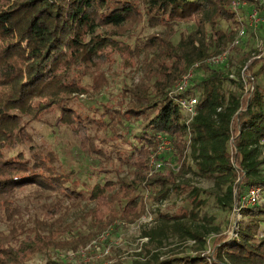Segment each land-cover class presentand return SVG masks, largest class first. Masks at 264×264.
I'll use <instances>...</instances> for the list:
<instances>
[{"label": "trees", "instance_id": "16d2710c", "mask_svg": "<svg viewBox=\"0 0 264 264\" xmlns=\"http://www.w3.org/2000/svg\"><path fill=\"white\" fill-rule=\"evenodd\" d=\"M234 1L0 0V264H82L68 253L78 259L110 226L136 224L144 192L154 202L188 193V209L158 212L142 232L143 259L109 264H264V200L242 203L250 188L264 190V50L250 59L252 51L231 45L245 25ZM249 3L264 17V6ZM189 23L216 47L212 54L195 35L171 41L173 28ZM141 24L165 34L130 41ZM222 54L223 64L208 63ZM112 57L140 59L144 76L121 89L117 105L86 113L78 103L108 86ZM193 97L187 122L175 100ZM135 122L142 131L128 139ZM33 124L68 132L90 174L38 147ZM159 137L168 151L159 150ZM187 175L212 188L192 187ZM201 194L226 213L238 210L230 235L219 236L206 216L188 221L207 203ZM171 237L192 242V251L149 250Z\"/></svg>", "mask_w": 264, "mask_h": 264}, {"label": "rangeland", "instance_id": "374dc122", "mask_svg": "<svg viewBox=\"0 0 264 264\" xmlns=\"http://www.w3.org/2000/svg\"><path fill=\"white\" fill-rule=\"evenodd\" d=\"M250 1L255 0H235L234 4L232 2V11H235L238 16H241L242 21L245 24L243 26L245 36L238 40V44H234L233 42L231 45L235 50L242 54H248L252 51L250 59H259L261 54L258 55V53L264 50V25H260L257 28L249 26V12L254 7L253 4L249 3ZM236 3L238 5H235ZM259 17L264 19V17ZM196 31L197 26L194 23L176 25L172 31L171 41L176 44L180 40L181 36L188 38L190 35H195L198 40L197 43L200 44L205 42L207 45V53L212 54L216 50V47L213 44L209 45V42H207V40H203L201 35H198ZM164 34L165 30L163 29H151L145 24H141L131 35L130 41L147 35L163 36ZM235 37V40L233 39L234 41L237 40V37ZM227 47L228 46H226V48ZM257 49L258 52H253ZM109 64L110 66L104 69L106 72L108 86L98 95L94 97H83L81 102L78 103V106L86 113L100 111V104L105 102L115 103L117 105L118 100H120L121 89L124 86H133L138 84L144 76L140 59H129L124 61L118 57H112ZM30 131L33 133L35 143L38 147L45 150V152L51 151L53 154L60 157L64 166H69L72 169L80 171L83 177H87L90 174V171L93 168L90 159L85 158V156L83 157L77 143L70 137L68 132H53L43 124L31 125ZM141 131V124H139V122H135L129 129L130 136H128V139L132 138V135L138 134ZM262 171L264 174V165L262 167ZM186 177L192 178V187L199 188L200 190H208L212 188V182L209 180L193 177L192 175H187ZM258 190L257 201L260 203L264 200V190ZM187 194L188 193H185L181 196L172 195L169 200H165L164 202H154L149 198V196H147V192H144L146 210L142 218L136 224H114L110 226L107 231L99 236L98 240L92 241L91 244L87 246V251L80 255L78 259H75L74 257L76 256L72 253H68L67 259L73 262H81L82 264H109L116 260H120L124 263H130L131 261L143 259L145 250L142 248V245L146 242V238H142L143 230L154 227L158 221V212L172 215L179 213L180 211H187L189 206L188 200L186 199ZM207 197L208 196L206 194H201V198L205 199L207 203L205 207L197 211L194 216L192 215L188 221L192 225L199 224L201 223V218L206 216L210 219L209 227L217 228L219 236L224 234L230 235L235 218L237 219L235 212L231 211V213H226L222 211L217 207L212 198ZM46 203L49 204V202ZM33 212L34 210L31 209L30 213L25 214L24 220L30 219L31 215L34 214ZM38 216L41 217L42 215L38 213ZM0 228L3 227L0 226ZM211 238L212 236L209 237V240ZM193 247L194 245L192 242H182L177 237H171L164 240L160 247L151 245L149 250L152 253L165 257L171 256L173 253H189L192 251ZM35 261L37 263L41 262L40 258Z\"/></svg>", "mask_w": 264, "mask_h": 264}, {"label": "built area", "instance_id": "2783aa9c", "mask_svg": "<svg viewBox=\"0 0 264 264\" xmlns=\"http://www.w3.org/2000/svg\"><path fill=\"white\" fill-rule=\"evenodd\" d=\"M255 1L258 4L264 6V0H255ZM234 3L235 2H233V4ZM235 5H238V4L236 3ZM248 18H249L248 20H249V26L250 27L257 28L260 25H264V19L259 17L258 11L256 9H254V8H252L250 10ZM244 36H245V30H244V27H241L239 32H238L237 40L234 41V44H238V40L241 39ZM224 61H225V54H222V55H219V56H217L215 58H212L210 60V62H208V63L223 64ZM193 73H194V70L192 68L176 84V86H175V88H174V90L172 92L174 94H179L183 90H185L186 87L189 84L190 79L193 77ZM197 101H198L197 97H193V98H189V99L178 98V99L175 100L177 105L181 108V111L183 112V114L188 118L187 122H189L192 119V117L194 116V114H195V109L194 108H195V105L197 104ZM159 140L161 141L160 146H159V150L162 151V152L168 151L170 143L166 140V138L159 137ZM151 163H153V161H151ZM157 166H159V165L158 164L154 165L155 168H157ZM258 192H259V190L257 188H250L249 191L247 192V194L242 199L243 200L242 203L245 204L246 206H253V205L258 204V201H257ZM233 211L235 212V215L237 216V211L238 210L236 208H234Z\"/></svg>", "mask_w": 264, "mask_h": 264}]
</instances>
